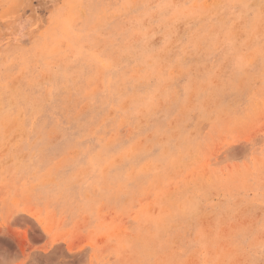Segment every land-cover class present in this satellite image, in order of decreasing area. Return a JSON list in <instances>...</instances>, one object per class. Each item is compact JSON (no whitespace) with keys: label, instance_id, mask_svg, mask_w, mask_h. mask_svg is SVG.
<instances>
[{"label":"rangeland","instance_id":"374dc122","mask_svg":"<svg viewBox=\"0 0 264 264\" xmlns=\"http://www.w3.org/2000/svg\"><path fill=\"white\" fill-rule=\"evenodd\" d=\"M0 264H264V0H0Z\"/></svg>","mask_w":264,"mask_h":264}]
</instances>
